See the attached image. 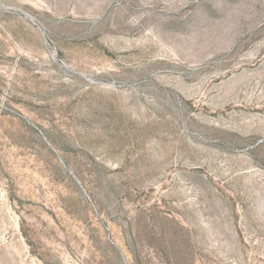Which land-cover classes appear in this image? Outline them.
<instances>
[{
    "label": "rangeland",
    "instance_id": "rangeland-1",
    "mask_svg": "<svg viewBox=\"0 0 264 264\" xmlns=\"http://www.w3.org/2000/svg\"><path fill=\"white\" fill-rule=\"evenodd\" d=\"M0 264H264V0H0Z\"/></svg>",
    "mask_w": 264,
    "mask_h": 264
}]
</instances>
